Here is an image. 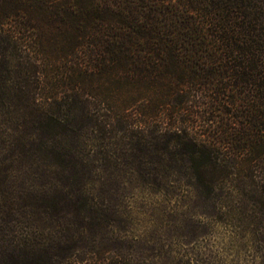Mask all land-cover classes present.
Wrapping results in <instances>:
<instances>
[{
    "label": "trees",
    "instance_id": "1",
    "mask_svg": "<svg viewBox=\"0 0 264 264\" xmlns=\"http://www.w3.org/2000/svg\"><path fill=\"white\" fill-rule=\"evenodd\" d=\"M40 20L64 21L39 43L53 60L75 56L88 87L42 98L40 58L5 28ZM262 22L264 0H0V264H103L113 248L102 246L99 220L126 204L95 199L109 173L95 163L122 155L134 179L180 173L206 194L240 165L242 192L264 212ZM239 83H250L242 99L231 92ZM207 88L215 95L199 92ZM186 110L203 116L204 133L183 117L154 122ZM55 227L56 236L40 231Z\"/></svg>",
    "mask_w": 264,
    "mask_h": 264
},
{
    "label": "rangeland",
    "instance_id": "2",
    "mask_svg": "<svg viewBox=\"0 0 264 264\" xmlns=\"http://www.w3.org/2000/svg\"><path fill=\"white\" fill-rule=\"evenodd\" d=\"M253 2L250 1V11L253 10ZM11 23V27L6 24L5 28L19 31L33 56L40 58L42 98L57 96L61 99L76 86L88 87L87 80L83 77V84V80L76 77L77 72L73 71L77 60L75 56H66L65 62L62 59L53 60L39 43L45 37H51V33L60 29L58 26L64 21L53 24L46 20ZM261 24L258 28L264 32V22ZM45 32L47 36H44ZM64 36H61L63 39L59 37L58 44L73 41L71 33ZM87 41L95 40L86 36L82 42L87 44ZM5 68L2 64L1 74H6ZM17 84L28 88L29 81L19 80ZM8 85L15 86V82L11 80ZM238 86L233 87L231 92L237 94L236 89L239 88L243 91V95L239 96L242 99L244 92L250 91V83H239ZM199 92L215 95L213 88ZM180 118L185 126L198 133H204L208 127L203 116L198 117L188 110L183 115L172 112V116L158 117L154 122L174 125ZM142 120L148 119L145 117ZM119 148L120 145L114 147L118 154ZM111 149L107 147V150ZM132 160L131 156L122 155L117 160L120 165L103 160L95 163L100 167L106 166L109 172L103 177L105 188L95 187V199L112 204L124 201L126 204L124 212L99 220L103 228L102 236H106L102 246L113 248L104 254L103 264H264V212L257 211L242 192V166H236L232 174L222 178L214 193L206 194L189 185L187 177L180 173L171 175L169 171L162 172L152 182L134 179L125 170ZM58 230L62 229L55 227L40 231L51 237L56 236ZM63 231L74 232V227L66 224ZM91 262L95 264L94 260Z\"/></svg>",
    "mask_w": 264,
    "mask_h": 264
}]
</instances>
